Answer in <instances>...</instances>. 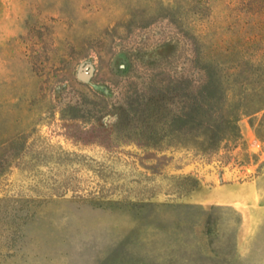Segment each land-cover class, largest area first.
Masks as SVG:
<instances>
[{"label":"rangeland","instance_id":"1","mask_svg":"<svg viewBox=\"0 0 264 264\" xmlns=\"http://www.w3.org/2000/svg\"><path fill=\"white\" fill-rule=\"evenodd\" d=\"M0 264H264V0H0Z\"/></svg>","mask_w":264,"mask_h":264},{"label":"trees","instance_id":"2","mask_svg":"<svg viewBox=\"0 0 264 264\" xmlns=\"http://www.w3.org/2000/svg\"><path fill=\"white\" fill-rule=\"evenodd\" d=\"M197 102H199V105L203 108L202 114L210 115L213 113L212 109H215L216 106L213 104L214 98H213V92L210 89V87L206 84L199 86L197 88ZM212 107V108H211ZM201 118H205L208 116H200ZM197 121V116H171L169 123L167 124V128L170 130H177L180 132V130H186L188 124L194 123ZM207 123L205 122L204 124L198 123L197 122V129L199 127H203V125H206ZM178 129H174V128ZM189 131L186 132L188 134ZM164 138L166 136H163Z\"/></svg>","mask_w":264,"mask_h":264},{"label":"crops","instance_id":"3","mask_svg":"<svg viewBox=\"0 0 264 264\" xmlns=\"http://www.w3.org/2000/svg\"><path fill=\"white\" fill-rule=\"evenodd\" d=\"M222 177H224V175H222Z\"/></svg>","mask_w":264,"mask_h":264}]
</instances>
